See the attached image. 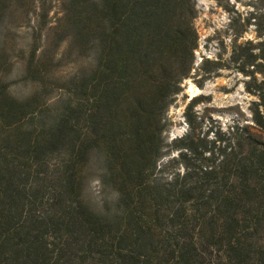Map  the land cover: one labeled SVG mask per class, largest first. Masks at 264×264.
I'll list each match as a JSON object with an SVG mask.
<instances>
[{
    "label": "trees",
    "instance_id": "16d2710c",
    "mask_svg": "<svg viewBox=\"0 0 264 264\" xmlns=\"http://www.w3.org/2000/svg\"><path fill=\"white\" fill-rule=\"evenodd\" d=\"M22 2L43 1L0 0L1 70L5 22ZM61 5L70 44L92 62L51 120L0 78V264H264V48L234 58L252 123L212 139L191 131L166 150L165 117L198 48L193 0ZM27 119L41 124L22 131ZM94 167L111 192L99 202L87 191Z\"/></svg>",
    "mask_w": 264,
    "mask_h": 264
},
{
    "label": "rangeland",
    "instance_id": "374dc122",
    "mask_svg": "<svg viewBox=\"0 0 264 264\" xmlns=\"http://www.w3.org/2000/svg\"><path fill=\"white\" fill-rule=\"evenodd\" d=\"M42 1L32 5L22 2L24 15L5 22L9 31L4 34L2 43L9 66L0 69V78L4 79L13 98L18 101L34 98L35 111L46 107L44 115L51 120L58 102L68 98L65 92L68 80L78 71L86 70L92 61L86 50L82 53L84 56L79 57L76 53L79 49L70 44L74 31H69L63 21L62 0ZM193 2L198 34L194 70L165 117L162 138L166 150L173 139L191 131L198 135L209 133L212 139L214 133H227L236 124L252 123L250 106L255 99L246 91L248 77L239 72L234 58L258 53L264 48V0ZM61 38H64L62 42ZM35 39L39 43L38 55L42 57L39 61L35 59L40 66L28 71ZM204 73L207 75L203 76ZM192 86L195 92L191 91ZM40 124L38 119L31 122L27 119L20 127L28 131ZM2 132L0 130V138ZM100 173L99 168L94 167L90 174L87 191L94 202L111 195L110 190L101 185Z\"/></svg>",
    "mask_w": 264,
    "mask_h": 264
},
{
    "label": "bare ground",
    "instance_id": "6f19581e",
    "mask_svg": "<svg viewBox=\"0 0 264 264\" xmlns=\"http://www.w3.org/2000/svg\"><path fill=\"white\" fill-rule=\"evenodd\" d=\"M193 90V86L191 87V91ZM194 91V90H193ZM195 92V91H194Z\"/></svg>",
    "mask_w": 264,
    "mask_h": 264
}]
</instances>
